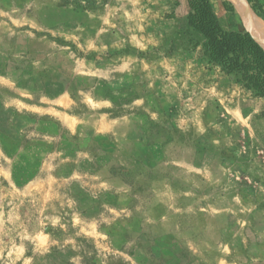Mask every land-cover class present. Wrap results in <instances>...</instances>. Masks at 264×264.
<instances>
[{
  "label": "rangeland",
  "instance_id": "rangeland-1",
  "mask_svg": "<svg viewBox=\"0 0 264 264\" xmlns=\"http://www.w3.org/2000/svg\"><path fill=\"white\" fill-rule=\"evenodd\" d=\"M187 14L0 0V264H264V99Z\"/></svg>",
  "mask_w": 264,
  "mask_h": 264
},
{
  "label": "trees",
  "instance_id": "trees-1",
  "mask_svg": "<svg viewBox=\"0 0 264 264\" xmlns=\"http://www.w3.org/2000/svg\"><path fill=\"white\" fill-rule=\"evenodd\" d=\"M246 2L264 24V2ZM186 4L187 25L200 37L201 43L196 47L200 46L207 64L235 78L243 89L264 99V50L259 43L246 30L235 29L232 17L228 19L231 29H223L210 0H186ZM223 7L234 12L231 4L223 2Z\"/></svg>",
  "mask_w": 264,
  "mask_h": 264
},
{
  "label": "bare ground",
  "instance_id": "bare-ground-1",
  "mask_svg": "<svg viewBox=\"0 0 264 264\" xmlns=\"http://www.w3.org/2000/svg\"><path fill=\"white\" fill-rule=\"evenodd\" d=\"M235 9L241 26L249 32L264 50V24L250 9L246 0H228ZM212 2V0H210Z\"/></svg>",
  "mask_w": 264,
  "mask_h": 264
}]
</instances>
